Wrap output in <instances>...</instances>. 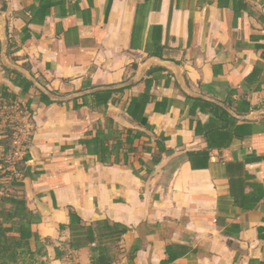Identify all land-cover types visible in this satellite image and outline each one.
I'll return each mask as SVG.
<instances>
[{
    "label": "crops",
    "instance_id": "0c3cea01",
    "mask_svg": "<svg viewBox=\"0 0 264 264\" xmlns=\"http://www.w3.org/2000/svg\"><path fill=\"white\" fill-rule=\"evenodd\" d=\"M0 16L6 61L65 98L22 91L0 59V99L31 129L0 197L25 201L39 264H264V115L191 97L160 64L100 90L157 57L192 95L264 109V0H0Z\"/></svg>",
    "mask_w": 264,
    "mask_h": 264
},
{
    "label": "built area",
    "instance_id": "2783aa9c",
    "mask_svg": "<svg viewBox=\"0 0 264 264\" xmlns=\"http://www.w3.org/2000/svg\"><path fill=\"white\" fill-rule=\"evenodd\" d=\"M30 130L28 110L0 99V194L10 193L21 180L16 164L25 163Z\"/></svg>",
    "mask_w": 264,
    "mask_h": 264
},
{
    "label": "trees",
    "instance_id": "16d2710c",
    "mask_svg": "<svg viewBox=\"0 0 264 264\" xmlns=\"http://www.w3.org/2000/svg\"><path fill=\"white\" fill-rule=\"evenodd\" d=\"M8 74L13 76L16 85L20 86L22 91H26L31 87V85L20 76L11 73ZM4 92L5 89L3 87H0V96L4 97ZM16 167L17 170L21 172L24 167V162L17 163ZM0 202L9 203L10 207L13 208L5 211L0 207V264H18L17 257L19 255L16 253L18 249L24 251V254H27L31 258V260H33L35 254L34 252H31L29 247V239L31 237V233L30 226L28 223H26L28 222L26 221L28 211L25 208V201L23 199L17 198L16 196L9 195L7 197H0ZM6 222H11L12 225L10 227H7L4 225V223ZM17 224L19 225V237L13 238L9 235V233L12 232L13 226ZM15 227L16 226H14V228ZM34 238L38 240V237L36 235H34Z\"/></svg>",
    "mask_w": 264,
    "mask_h": 264
},
{
    "label": "water",
    "instance_id": "95a60500",
    "mask_svg": "<svg viewBox=\"0 0 264 264\" xmlns=\"http://www.w3.org/2000/svg\"><path fill=\"white\" fill-rule=\"evenodd\" d=\"M0 34H1V51H0V59H1V63L3 65V67L8 70L11 71L17 75H19L20 77L24 78L25 80H27L31 85H33L36 89H38L43 95H45L47 98H49L50 100H57V101H62L65 98H57L55 96H53L49 91H47L45 88H43L41 85H39L25 70L21 69V68H17L11 64H9L6 61L5 58V47H6V34H5V23L3 18L0 16ZM151 64H160L163 66H168L173 68V70L176 72L177 75V81L180 84L182 90L189 96L194 97V98H200L202 100L214 103L218 106H220L221 108H223L224 110H226L232 117L238 119V120H245V121H255L256 119H258L260 116L264 115V109H259L251 114L248 115H243V116H238L235 113H233L230 109H228L224 104L216 102L214 100L208 99L206 97L203 96H195L192 95L185 87L182 79L179 77L178 72H179V68L176 67L172 62H166V61H162L157 57H150L148 58L144 63H142L141 65H139L137 67V71L135 76L129 80L128 82H125L123 84L117 85V86H112V87H107V88H100V90H116V89H120V88H124L126 86H129L131 84H134L136 82L139 81V79L141 78L143 72L151 65ZM95 91V90H94ZM84 93H88V92H83V93H79V94H75L71 97H68L66 99L69 98H73V97H78L83 95ZM27 196L30 200H33L35 202V204L38 206V208L43 209V206L33 197L31 190L29 188V186L27 185Z\"/></svg>",
    "mask_w": 264,
    "mask_h": 264
},
{
    "label": "rangeland",
    "instance_id": "374dc122",
    "mask_svg": "<svg viewBox=\"0 0 264 264\" xmlns=\"http://www.w3.org/2000/svg\"><path fill=\"white\" fill-rule=\"evenodd\" d=\"M16 253L19 255L17 257L18 264L19 263L20 264H39V258L36 259V257H34V259L31 260V258L27 254H24V251H21V249H18ZM34 256H37V255H34Z\"/></svg>",
    "mask_w": 264,
    "mask_h": 264
}]
</instances>
